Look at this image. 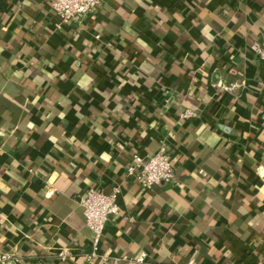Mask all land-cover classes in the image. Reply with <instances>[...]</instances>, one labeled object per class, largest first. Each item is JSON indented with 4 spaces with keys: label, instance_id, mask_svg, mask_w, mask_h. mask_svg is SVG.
I'll return each mask as SVG.
<instances>
[{
    "label": "crops",
    "instance_id": "crops-1",
    "mask_svg": "<svg viewBox=\"0 0 264 264\" xmlns=\"http://www.w3.org/2000/svg\"><path fill=\"white\" fill-rule=\"evenodd\" d=\"M56 22L48 0H0L6 264H264V0H100ZM161 145L175 183L145 192L126 169ZM89 188L118 190L105 261L87 260Z\"/></svg>",
    "mask_w": 264,
    "mask_h": 264
},
{
    "label": "built area",
    "instance_id": "built-area-1",
    "mask_svg": "<svg viewBox=\"0 0 264 264\" xmlns=\"http://www.w3.org/2000/svg\"><path fill=\"white\" fill-rule=\"evenodd\" d=\"M51 9L57 19L55 28L62 30L66 26L80 24L88 17H92L100 5V0H48ZM247 1V0H236ZM251 51L262 62H264V39L261 42L250 45ZM245 86L243 80L230 84L222 85V90L232 93ZM181 120H189L197 117L194 110H184L178 116ZM134 165L126 169L127 176L134 179L143 191H151L154 187L161 185H172L175 183V173L171 163V155L165 145H161L158 150L147 158L138 155L133 157ZM118 190L114 189L110 194H104L102 191L89 188L81 201L82 212L85 224L93 234L92 254L87 257L89 262L99 260L105 261L107 258L98 254V245L103 230L111 216L119 214L117 204ZM60 260H65L70 255L67 250H61L57 254ZM125 259V258H124ZM11 260L9 253L0 255V264H6ZM145 254L141 253L136 259L137 264H143ZM112 264H117L118 259L112 258Z\"/></svg>",
    "mask_w": 264,
    "mask_h": 264
}]
</instances>
